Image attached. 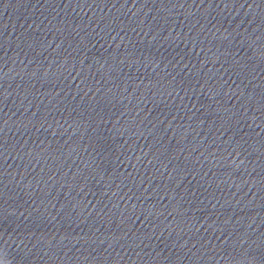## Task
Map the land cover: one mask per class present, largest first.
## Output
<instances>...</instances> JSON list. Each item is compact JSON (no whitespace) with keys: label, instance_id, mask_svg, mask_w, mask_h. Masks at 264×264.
<instances>
[{"label":"water","instance_id":"95a60500","mask_svg":"<svg viewBox=\"0 0 264 264\" xmlns=\"http://www.w3.org/2000/svg\"><path fill=\"white\" fill-rule=\"evenodd\" d=\"M0 264H264V0H0Z\"/></svg>","mask_w":264,"mask_h":264},{"label":"snow or ice","instance_id":"6c2138e0","mask_svg":"<svg viewBox=\"0 0 264 264\" xmlns=\"http://www.w3.org/2000/svg\"><path fill=\"white\" fill-rule=\"evenodd\" d=\"M238 70H240V69H238Z\"/></svg>","mask_w":264,"mask_h":264}]
</instances>
